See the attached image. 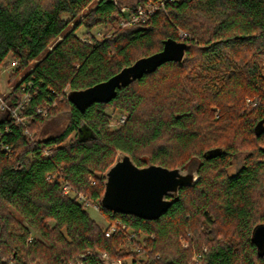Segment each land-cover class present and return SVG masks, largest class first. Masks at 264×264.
<instances>
[{
	"label": "trees",
	"instance_id": "obj_1",
	"mask_svg": "<svg viewBox=\"0 0 264 264\" xmlns=\"http://www.w3.org/2000/svg\"><path fill=\"white\" fill-rule=\"evenodd\" d=\"M149 1L159 0L133 6ZM123 17L115 0H0V73L11 66L10 81L20 76L4 99L15 106L29 95L26 126L0 110L11 148L0 146V264H106L100 252L123 264H197L198 255L264 264L252 239L264 224V0L169 1L145 22L114 28ZM98 26L113 31L98 38ZM181 32V62L85 112L68 99L66 88L107 80ZM248 98L261 102L243 111ZM107 108L128 118L111 128ZM119 152L140 166L185 169L197 159L199 181L156 220L105 209L104 174ZM79 195L126 229L106 236ZM129 233L140 252L126 247Z\"/></svg>",
	"mask_w": 264,
	"mask_h": 264
},
{
	"label": "water",
	"instance_id": "obj_2",
	"mask_svg": "<svg viewBox=\"0 0 264 264\" xmlns=\"http://www.w3.org/2000/svg\"><path fill=\"white\" fill-rule=\"evenodd\" d=\"M187 49L186 40L166 38L160 51L138 58L107 80L70 90L67 97L82 112L95 103H108L117 97L119 90L163 64L181 62ZM198 164L194 159L185 169L154 163L140 166L130 154L119 152L104 174L100 205L115 212L156 220L169 210L182 188L198 183ZM252 239L260 256H264V224L255 227Z\"/></svg>",
	"mask_w": 264,
	"mask_h": 264
},
{
	"label": "built area",
	"instance_id": "obj_3",
	"mask_svg": "<svg viewBox=\"0 0 264 264\" xmlns=\"http://www.w3.org/2000/svg\"><path fill=\"white\" fill-rule=\"evenodd\" d=\"M169 1H176V0H159V1H151L144 3L142 5L136 6V7H126V6H120V11L124 14V17L120 21V24L122 26H130L139 22H145L147 21L152 15H154L158 10L161 8H164L166 2ZM115 3L118 5V1L115 0ZM82 38V37H81ZM83 39V38H82ZM17 64L16 61H13L11 63L12 66H15ZM66 95L68 96L69 89L66 88L65 90ZM6 94H1L0 93V110L7 111L12 120L17 124V125H23L26 126L28 123V118L26 115L23 113V106L24 103H26L29 100V95L24 94L22 101L18 105H10L8 104L4 96ZM55 106L56 101L52 102L49 104V106ZM46 107L42 106L38 109V111L41 113L45 111ZM121 123H124L126 121L125 117L120 118L119 120ZM9 127H6L5 131H8ZM29 133V132H28ZM1 134H0V146L4 149L10 152L11 148L10 146L3 144L1 141ZM47 153V151H46ZM64 191L65 193H71L70 188L65 185L64 186ZM78 200L82 201L83 203L86 204V206H91L89 202L86 201L85 197L83 195L78 196ZM98 208V206H97ZM126 226L125 224L121 223L120 221H116L113 223H108V225L105 227V234L106 236H110L114 234L118 230H125ZM128 240L126 242V247L131 249L132 251L135 252H140L141 247L137 245L136 242H133V239H136V235L129 233ZM100 256L105 260L106 264H123L122 260H115V261H110L108 254L106 252H100ZM201 256L198 255L196 256V261H200ZM10 264H15L14 261H10ZM82 264V263H80Z\"/></svg>",
	"mask_w": 264,
	"mask_h": 264
},
{
	"label": "rangeland",
	"instance_id": "obj_4",
	"mask_svg": "<svg viewBox=\"0 0 264 264\" xmlns=\"http://www.w3.org/2000/svg\"><path fill=\"white\" fill-rule=\"evenodd\" d=\"M118 1V5L119 6H126V7H134L133 5L137 4L138 2H141V0H122L123 4L120 5L119 4V0ZM151 2V1H149ZM147 3V2H145ZM144 3H140L138 4L137 6L139 5H142ZM82 17H80L81 19ZM122 20V18H120L118 20V22L116 23V25L114 26V28H118V27H124L120 24V21ZM76 24V22H73L72 25L74 26ZM113 31V30H112ZM112 31H107V28H103V26H98L96 28L93 29V33L98 37V38H103L105 34H107L108 36L111 35ZM77 34H79L82 38L85 37L84 35V30L82 27H80L78 30H77ZM84 36V37H83ZM181 37H182V40H185V37H187V33H184V32H181ZM92 40V39H90ZM12 68L13 67H6L5 69H3L0 73V93L1 94H7L9 93L12 88H13V84L16 83L19 79H20V76L19 77H16V78H13L12 81H10V75L12 73ZM260 100H253L252 98H248L246 103H245V107H244V110L246 109V107H249V106H257L260 104ZM107 113L110 114L111 118H112V121H111V128H114V127H117L118 125L122 124L119 120L120 118L122 117H125V118H128V113H124V112H121L119 110H115L113 108H107L106 109ZM243 157L244 155L243 154H239V155H236L235 158H234V163L232 165V168H231V171L232 172H236L237 170L240 169V167L242 166L243 164ZM98 205L96 204H91V206H89L88 210H89V213L91 215V217L96 221L98 222L101 226H104L106 227L108 225V221L105 219V217L100 213V210L97 208ZM185 242V241H183ZM182 242V243H183ZM194 260L196 261V257L194 258ZM197 264H203V260L202 261H196ZM256 264H259V263H256Z\"/></svg>",
	"mask_w": 264,
	"mask_h": 264
}]
</instances>
